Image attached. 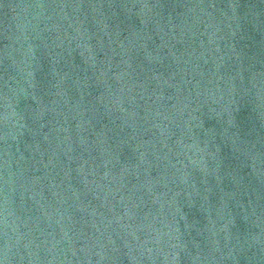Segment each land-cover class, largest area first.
<instances>
[{
	"label": "water",
	"instance_id": "water-1",
	"mask_svg": "<svg viewBox=\"0 0 264 264\" xmlns=\"http://www.w3.org/2000/svg\"><path fill=\"white\" fill-rule=\"evenodd\" d=\"M0 264H264V0H0Z\"/></svg>",
	"mask_w": 264,
	"mask_h": 264
}]
</instances>
